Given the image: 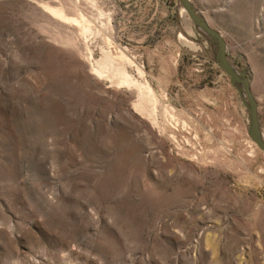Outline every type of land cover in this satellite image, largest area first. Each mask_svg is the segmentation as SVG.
Returning a JSON list of instances; mask_svg holds the SVG:
<instances>
[{
    "label": "rangeland",
    "instance_id": "374dc122",
    "mask_svg": "<svg viewBox=\"0 0 264 264\" xmlns=\"http://www.w3.org/2000/svg\"><path fill=\"white\" fill-rule=\"evenodd\" d=\"M189 2L264 141V0ZM215 45L180 0H0V264H264V152Z\"/></svg>",
    "mask_w": 264,
    "mask_h": 264
},
{
    "label": "water",
    "instance_id": "95a60500",
    "mask_svg": "<svg viewBox=\"0 0 264 264\" xmlns=\"http://www.w3.org/2000/svg\"><path fill=\"white\" fill-rule=\"evenodd\" d=\"M184 9L186 10L189 17L192 21L200 26L202 30H204L208 35L212 36L215 39L216 43V54L215 59L220 68L225 72V74L229 77L232 85L238 86V84H242L244 90L245 98H242L244 106L246 107L250 119V124L248 127V135L251 141L255 143V145L264 152V141L261 139L259 134V125H258V117H257V103L253 98L247 76L237 71L228 61L227 58V47L226 42L223 36L215 29L211 28L205 19L198 15L194 10L193 6L189 2V0H180ZM241 90V89H239ZM246 99V101H245Z\"/></svg>",
    "mask_w": 264,
    "mask_h": 264
},
{
    "label": "bare ground",
    "instance_id": "6f19581e",
    "mask_svg": "<svg viewBox=\"0 0 264 264\" xmlns=\"http://www.w3.org/2000/svg\"><path fill=\"white\" fill-rule=\"evenodd\" d=\"M102 13V12H101ZM88 28V27H87ZM108 56V55H107ZM105 57H106V55H105ZM107 58H109V57H107ZM111 59V58H110ZM105 60V59H104ZM105 61H107V59L105 60ZM111 61V60H110ZM109 61V62H110ZM102 63L104 62L103 60L101 61ZM101 62H100V64H101ZM108 62V63H109ZM112 62V61H111ZM111 62H110V64H111ZM106 63V62H105ZM104 63V64H105ZM107 63V64H108ZM104 64H102V66L104 65ZM110 64H108L109 66H110ZM107 65V66H108ZM104 67V66H103ZM94 70H95V72L98 74V75H101L102 73H104L103 72V69H101V65H98V67H96V68H94ZM105 74V73H104ZM128 83L130 82V81H127ZM143 91V90H142ZM142 91H141V94H140V97L142 98L143 96H146V97H143V98H145V100H146V98H152V94H151V90L150 89H147V90H144L143 91V93H142ZM155 98V97H154ZM156 99V98H155ZM155 102H156V100H154ZM258 103V102H257ZM146 104V103H145ZM143 109V108H142ZM152 110V109H151ZM150 113V112H149ZM153 113V112H152Z\"/></svg>",
    "mask_w": 264,
    "mask_h": 264
}]
</instances>
